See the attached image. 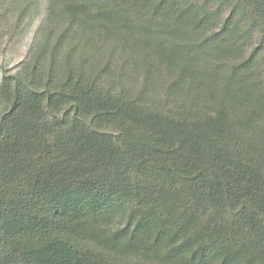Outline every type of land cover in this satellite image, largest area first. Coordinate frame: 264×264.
Wrapping results in <instances>:
<instances>
[{"label":"trees","instance_id":"trees-1","mask_svg":"<svg viewBox=\"0 0 264 264\" xmlns=\"http://www.w3.org/2000/svg\"><path fill=\"white\" fill-rule=\"evenodd\" d=\"M41 0H0V61ZM0 264H264V0H49L0 66Z\"/></svg>","mask_w":264,"mask_h":264},{"label":"rangeland","instance_id":"rangeland-1","mask_svg":"<svg viewBox=\"0 0 264 264\" xmlns=\"http://www.w3.org/2000/svg\"><path fill=\"white\" fill-rule=\"evenodd\" d=\"M49 0H41L40 13L33 21L27 37L9 46L4 58L0 61V66L10 71H17L28 59L31 48L39 39L40 31L47 15V5Z\"/></svg>","mask_w":264,"mask_h":264}]
</instances>
